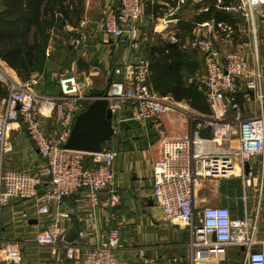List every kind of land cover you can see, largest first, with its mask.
<instances>
[{
	"label": "built area",
	"instance_id": "2783aa9c",
	"mask_svg": "<svg viewBox=\"0 0 264 264\" xmlns=\"http://www.w3.org/2000/svg\"><path fill=\"white\" fill-rule=\"evenodd\" d=\"M198 1L201 0L166 4L159 28L151 32L138 24L143 12L142 0H116L115 9L107 4L102 6L99 30L124 40L132 55L115 69L122 79L117 89L107 94L111 137L118 136L121 124L127 120L150 121L159 144V155L152 165L151 194L164 221L188 228L191 264L216 259L229 248L240 250L239 264H264V240L257 236L256 213L234 217L225 205L195 204L196 189L206 179L239 177L243 186L248 187L257 176V195L264 190V84L255 44L249 55L247 41L227 49L223 43L231 45L234 29L223 20H207L193 26L181 46L200 56L202 72L196 82L206 98L209 113L193 110L186 101L160 95L148 84L146 43L158 34L163 41L178 44L179 30L170 24L176 21L174 16L182 7ZM214 5L241 16L250 27L252 42L255 41V23L258 17H264V0H216ZM80 24L84 27L86 23ZM0 78L8 79L2 68ZM32 83L11 82L7 95L0 99V210L11 199L33 200L35 213L49 222L34 231L33 243L39 247H57L70 264H134L117 256L118 229L110 223V213L105 233L100 235L95 228L97 210L110 209L117 201L113 166L116 151L102 146L99 152L84 153L64 147L75 117L96 97L73 72L58 76L56 94L39 92L32 88ZM238 92H242L245 100L251 99L259 110L244 114ZM171 112L180 115V119H173ZM17 122L24 126L32 147L42 158L39 173L3 167V152L12 124ZM205 128L209 129L211 139L201 137ZM210 141L224 143L227 148L216 153L203 150L202 144ZM85 156H89L91 166H85ZM253 157L260 158V165H249ZM103 191L106 200L100 198ZM70 197L79 207L77 218L83 222V228L78 240L65 242L64 223L70 217L62 205ZM22 216L27 218L29 213L24 211ZM89 238L92 240L85 242ZM20 258L18 243L0 239L1 260L9 263ZM135 259L136 264L138 261L147 264L141 248ZM33 264L64 263L58 259Z\"/></svg>",
	"mask_w": 264,
	"mask_h": 264
},
{
	"label": "crops",
	"instance_id": "0c3cea01",
	"mask_svg": "<svg viewBox=\"0 0 264 264\" xmlns=\"http://www.w3.org/2000/svg\"><path fill=\"white\" fill-rule=\"evenodd\" d=\"M3 1L0 0V7ZM70 1L71 3H68ZM176 1L142 0L143 12L138 22L139 26L150 32L155 28L158 29L159 23L162 21L160 18L162 9L166 4L169 5ZM66 3L70 4L66 11L67 23L51 35L46 48V55L49 58L45 64L46 72L44 74L33 73L27 80L22 81L17 76L16 71L0 58V68L8 77V79L0 78V99L8 93L11 82L33 81V89L42 93L56 94L59 91L57 78L62 71L66 70H73L78 81L86 82L88 87H102V85L109 83V91L117 89L122 76L116 74L115 69L121 67L132 55L130 56L127 51L124 40L104 35L98 27L102 6L107 4L115 9L116 0H66ZM209 6L215 5L198 1L193 5L182 7L174 16L176 21L170 24V27L173 26L179 30V43L175 45L187 52L188 63L191 64L190 67L188 64L189 68L183 69L186 83L196 80L197 75L202 72V65L200 56L193 52L194 50L183 49L181 45L186 41L187 35L181 34L186 32V22H193V17L206 11ZM231 16L232 18L224 21L231 24L237 33L240 30L241 16ZM81 21H85L84 27L80 26ZM162 41L158 34H155L147 43L160 46ZM236 41L233 39L234 43ZM258 41H264V28L261 26L259 38L253 41L254 43L251 40V43L249 42L248 47H246L248 55L253 50V44L257 50L259 49L257 47ZM63 42H68L70 47L67 48ZM224 46L227 47V45ZM144 51L146 53V49ZM174 54V52L171 53V58L175 56ZM96 81H100L99 83L104 81L105 83L96 84ZM237 99L244 104V114L259 110L251 99L242 98V92L237 93ZM1 108L0 103V110ZM200 135L202 138L211 139V133L207 128L202 129ZM103 145L116 151L113 166L117 201L110 209L100 207L97 210L95 228L98 233L100 235L105 233L110 213V223L118 229L116 253L121 260L136 264L135 256L138 249L141 248L144 251L147 264H191L190 249L187 245L188 228L164 221L160 207L151 194L152 165L159 155V144L150 121L127 120L123 122L118 136L111 137ZM226 146L224 143L210 141L202 144V149L205 148L209 152L216 153L226 150ZM2 164L4 168L30 173H39L41 170L42 158L38 151L32 147L25 128L20 122L12 124L8 144L3 152ZM249 165H260V158L253 157ZM257 185V176L254 177L252 184L248 187L243 186L239 177L220 180L206 179L196 189L195 204L197 206L205 204L225 205L234 217L253 216L256 213L257 236L264 240V190L258 196ZM100 198L106 200V192L103 191ZM71 201H74V198H67L62 207L67 208V210L72 208L70 206ZM24 211L29 213L27 218H30L28 220L22 216ZM74 211L79 217V207L75 206ZM33 220L35 221L30 222ZM48 224V219H41L35 213L33 200L11 199L8 205L0 210V239L1 241L18 243L21 258L18 262L9 263L0 259V264H33L37 261L48 262L58 259L62 260L64 264H70L64 252L57 247H39L33 243L31 236L34 231ZM70 224L69 218V221L64 223L65 228L67 229ZM79 224L83 228V222L80 219ZM91 240L89 238L85 242ZM233 251L235 254H233L232 259L240 261V250L233 249ZM224 256L225 253L203 264L214 263L215 261H218V264H225Z\"/></svg>",
	"mask_w": 264,
	"mask_h": 264
},
{
	"label": "trees",
	"instance_id": "16d2710c",
	"mask_svg": "<svg viewBox=\"0 0 264 264\" xmlns=\"http://www.w3.org/2000/svg\"><path fill=\"white\" fill-rule=\"evenodd\" d=\"M68 3L66 0H4L2 2L0 58L16 71L22 81L27 80L33 73L46 72L45 64L49 58L46 55V48L52 33L67 23L66 11L70 6ZM231 15L234 16L233 13L216 6H209L206 11L195 15L193 22H186V32H182L181 35L188 36L196 23L207 20L227 21L232 18ZM162 42L160 46L147 43L144 48L145 55L149 59L150 88L160 95H170L177 101H186L197 112L209 113L208 103L204 94L198 90L196 80L191 83L185 81L183 69L191 65L188 63L187 52L175 44ZM173 52L175 56L171 58ZM84 164L91 166L89 156H85ZM70 206L75 209L74 201L70 202Z\"/></svg>",
	"mask_w": 264,
	"mask_h": 264
},
{
	"label": "water",
	"instance_id": "95a60500",
	"mask_svg": "<svg viewBox=\"0 0 264 264\" xmlns=\"http://www.w3.org/2000/svg\"><path fill=\"white\" fill-rule=\"evenodd\" d=\"M201 2L214 4L216 0H201ZM108 84L105 87H88L89 93L96 98L75 117L70 134L64 143L65 148L84 153H96L101 150L105 142L111 139L113 129L111 110L107 101ZM245 165L247 170L248 166ZM68 213L71 224L63 235V241L73 242L79 237L81 226L74 209H68Z\"/></svg>",
	"mask_w": 264,
	"mask_h": 264
},
{
	"label": "rangeland",
	"instance_id": "374dc122",
	"mask_svg": "<svg viewBox=\"0 0 264 264\" xmlns=\"http://www.w3.org/2000/svg\"><path fill=\"white\" fill-rule=\"evenodd\" d=\"M201 2V1H200ZM193 5V4H192ZM242 19V18H241ZM256 27H255V40H257L259 38V31H260V26L264 28V17H258L257 20H256ZM239 31H237V33L234 31V34L231 40V45L227 44V43H223V44H226L227 47L229 46V48H231V46H235L238 42H241L242 39L243 41H247V42H250L251 43V38H252V34L250 32V27L247 25V22H245L244 19H242L241 23H240V26H239ZM239 35H236L238 34ZM237 37V38H236ZM233 39H236V43L233 42ZM65 46L70 47L69 43L68 42H63ZM168 43V42H167ZM257 47L259 48L258 49V58H259V63H260V66H261V69H262V74H263V84H264V41H258L257 43ZM185 49V47L183 48ZM228 49V48H227ZM68 72H73V70H69V71H62L61 74L63 73H68ZM100 82V81H99ZM96 81V84H104L105 82L102 81L101 83H99ZM106 85V84H105ZM105 85H102V87H105ZM109 89H107V94L109 93ZM171 117L173 119H180V115H178L177 113H174V112H171ZM233 254H235V252L233 251L232 248H229L225 251V256H224V263L225 264H239V260H233L232 256ZM228 255V256H227ZM227 257V258H226ZM226 259V260H225Z\"/></svg>",
	"mask_w": 264,
	"mask_h": 264
}]
</instances>
